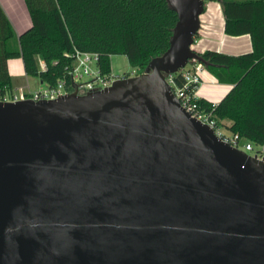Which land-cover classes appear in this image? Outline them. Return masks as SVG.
<instances>
[{
    "label": "water",
    "instance_id": "95a60500",
    "mask_svg": "<svg viewBox=\"0 0 264 264\" xmlns=\"http://www.w3.org/2000/svg\"><path fill=\"white\" fill-rule=\"evenodd\" d=\"M168 49L94 93L0 102V264H264V161L165 80L204 0H165Z\"/></svg>",
    "mask_w": 264,
    "mask_h": 264
},
{
    "label": "trees",
    "instance_id": "16d2710c",
    "mask_svg": "<svg viewBox=\"0 0 264 264\" xmlns=\"http://www.w3.org/2000/svg\"><path fill=\"white\" fill-rule=\"evenodd\" d=\"M30 26L16 35L0 6V96L13 86L8 61L20 59L26 77L54 86L77 49L98 55L103 74L110 73V57L124 56L130 68L144 72L148 62L169 47L177 15L165 0H23ZM218 2L224 33L248 35L252 50L239 56L205 51V69L231 89L213 104L198 99L228 133L255 147L264 146V0H204ZM39 61L46 71H39ZM54 63H56L54 65ZM174 82L181 84L179 75ZM228 122V124L226 123Z\"/></svg>",
    "mask_w": 264,
    "mask_h": 264
},
{
    "label": "built area",
    "instance_id": "2783aa9c",
    "mask_svg": "<svg viewBox=\"0 0 264 264\" xmlns=\"http://www.w3.org/2000/svg\"><path fill=\"white\" fill-rule=\"evenodd\" d=\"M64 56L70 60V63L65 67L63 77L57 80L54 86H46L41 83L42 87L34 92H30L28 86L13 87L11 92L0 96V102L51 100L74 92L77 95H85L108 88L115 80L139 75L136 68H130V71L121 76H114L111 72L103 74L98 65V55L93 52L73 49L72 52L66 53ZM90 63L93 64L94 68L89 66ZM39 71H46V65L43 61H39ZM176 75L180 76V85L174 82ZM84 77H88L89 80L84 81ZM165 80L182 109L192 118L213 129L215 135L223 142L250 155H256L258 159L264 161L263 147L257 148L252 143L240 138L238 134L228 133L220 124L218 125V121L210 112H206L198 106L197 101L200 98L196 91L200 85L208 81V73L203 64L191 59L177 73L165 75Z\"/></svg>",
    "mask_w": 264,
    "mask_h": 264
},
{
    "label": "crops",
    "instance_id": "0c3cea01",
    "mask_svg": "<svg viewBox=\"0 0 264 264\" xmlns=\"http://www.w3.org/2000/svg\"><path fill=\"white\" fill-rule=\"evenodd\" d=\"M230 1L241 2L245 0ZM0 6L16 35L29 28L30 20L23 0H0ZM199 21L200 28L191 46L195 53L201 54L205 51H213L230 56H239L251 52V40L248 35L232 37L224 33V17L218 2H204V11L200 15ZM8 71L12 86L14 88L20 87L16 84L18 81L15 80L22 76L26 77L22 61L20 59L8 61ZM26 86L29 88L28 83H26ZM230 89V85L218 83L208 73V81L198 87L196 94L199 98L217 103ZM226 123L228 124V122Z\"/></svg>",
    "mask_w": 264,
    "mask_h": 264
},
{
    "label": "rangeland",
    "instance_id": "374dc122",
    "mask_svg": "<svg viewBox=\"0 0 264 264\" xmlns=\"http://www.w3.org/2000/svg\"><path fill=\"white\" fill-rule=\"evenodd\" d=\"M13 60H17V59H13ZM11 61V60H10ZM89 66L91 68H94L93 64L90 63ZM130 71V67L127 63V60L124 56L121 55H114L110 57V72L112 75L114 76H121L123 73ZM84 81L89 80L88 77H84L83 78ZM15 81H18L16 84L20 85V86H26V83L29 84V88L28 90L30 92H34L38 89H40V87H42V85L40 84V80L37 77H19L17 78ZM254 154V153H252Z\"/></svg>",
    "mask_w": 264,
    "mask_h": 264
}]
</instances>
